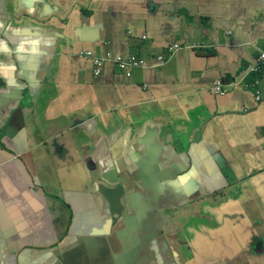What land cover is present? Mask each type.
<instances>
[{"label": "crops", "instance_id": "1", "mask_svg": "<svg viewBox=\"0 0 264 264\" xmlns=\"http://www.w3.org/2000/svg\"><path fill=\"white\" fill-rule=\"evenodd\" d=\"M261 49L264 0H0L4 264H47L61 242L68 264H108L110 248L134 264H264V68L247 71ZM92 55L108 59L97 76ZM128 56L164 64L117 71ZM115 169L146 186L125 222L92 189ZM162 199L155 257L136 209Z\"/></svg>", "mask_w": 264, "mask_h": 264}, {"label": "water", "instance_id": "2", "mask_svg": "<svg viewBox=\"0 0 264 264\" xmlns=\"http://www.w3.org/2000/svg\"><path fill=\"white\" fill-rule=\"evenodd\" d=\"M21 16H17L16 19L12 21L17 22L20 21ZM19 71H25L24 66L19 62L17 64V73ZM14 105V104H13ZM16 107V106H14ZM19 108L15 109L12 115H10L9 124H13L14 120H17ZM174 150V149H173ZM117 175L119 176L115 179L114 176L107 173L106 177H99L97 182L93 186L94 195L96 198H99L104 205V207L110 208L111 213L118 214V220L121 222H125L127 219H133L134 207L132 205V197L141 196L143 190L146 192V186L142 180V178L137 174L136 171L130 174V178L127 182H124V178H120V170L115 169ZM176 175L175 178H177ZM174 178V179H175ZM123 179V180H122ZM171 179V178H170ZM173 179V178H172ZM173 179V180H174ZM145 182L150 183L152 178L144 179ZM133 189V193H128L129 190ZM184 198H180L177 202L173 203L170 206V212L176 211L182 205L181 203L184 201ZM65 202H68L66 198H64ZM69 203V202H68ZM167 206L155 204L153 201L146 200L143 203L138 204V208L136 209V218H139L141 214L146 212V217L148 218L147 225L150 226L148 230V236L146 240V247H148V252H151L158 256V254H163V249L166 248L165 236L162 228V218L159 216V212L165 210ZM108 215L109 213L106 212ZM114 223L113 225H115ZM3 231L0 230V264H4L6 262V256L2 253L6 252L5 244L3 242V237L1 235ZM134 239H138L134 234ZM115 248L104 249L101 251L104 257H106V262L108 264H134V262L130 261V252L127 248H124L125 251V261H120L118 253H115ZM63 252L62 242L59 245H55L51 248H48V252L46 253V257H48L47 264H68L66 261L62 259L61 253ZM83 255L84 248H82ZM28 252H25V254ZM137 259V256H136ZM141 264H150L151 259L149 256L143 255L142 257L137 259ZM27 258L24 256V253L21 252L19 254L16 264H26ZM10 264H13L10 261Z\"/></svg>", "mask_w": 264, "mask_h": 264}, {"label": "built area", "instance_id": "3", "mask_svg": "<svg viewBox=\"0 0 264 264\" xmlns=\"http://www.w3.org/2000/svg\"><path fill=\"white\" fill-rule=\"evenodd\" d=\"M172 48L173 47H170V46L167 47V51L170 52V50ZM86 54L89 55V53H86ZM106 59H107V57H106ZM120 59H121L120 57H118L116 59V62H119L117 64L118 68H122V64L124 66L128 65V67H136L138 64L141 65V62L138 63V61L134 57H127L126 59L124 58L122 60H120ZM101 60H103V59H98L92 55V64H93V69H94L93 73L95 76L100 74ZM157 60L161 62L163 60V57L159 56V57H157ZM263 67H264V50H262L258 53L257 57L255 58V62L249 68V71H251L253 73H257V72L261 71ZM256 83H257V79H254L252 85L255 86ZM211 87H212L213 91L216 93L222 94L224 92V83L221 80V78L214 79L212 81Z\"/></svg>", "mask_w": 264, "mask_h": 264}, {"label": "clouds", "instance_id": "4", "mask_svg": "<svg viewBox=\"0 0 264 264\" xmlns=\"http://www.w3.org/2000/svg\"><path fill=\"white\" fill-rule=\"evenodd\" d=\"M176 46H177V45H172V46H170V47H176ZM167 47H169V46H167ZM167 47L165 48V49H166V52H167V53H170L172 49L170 50V52H168V51H167ZM262 50H264V49L259 50L258 53H259L260 51H262ZM258 53H257V55H258ZM86 55H87V54H86ZM257 55H256V57H257ZM128 57H129V56H128ZM131 57H134V56H131ZM157 57H159V56H157ZM157 57H154V58H152L151 60H146V61H142V60H140V61H139V62H141V65H140V66L159 67V66L163 65V64H164L163 60L160 62V61L157 60ZM256 57H255V58H256ZM126 58H127V57H126ZM126 58H125V59H126ZM134 58L138 61V59H137L136 57H134ZM90 59H91V61H92V56H90ZM100 59H103V60H101V69L103 70V65H102V64H103L104 61H106V60H108V59H106V58H104V57H102V58H100ZM139 62H138V63H139ZM254 62H255V59H254ZM254 62H253V64H254ZM253 64H252V65H253ZM252 65H250V67H251ZM92 66H93V64H92ZM136 67H137V66H136ZM136 67H128V68L135 69ZM250 67H249V68H250ZM249 68H248L247 71H249ZM263 68H264V67H263ZM92 69H93V67H92ZM249 72H251V71H249ZM259 72H260V71H259ZM259 72H257V73H259ZM251 73H253V72H251ZM257 73H253V74H257ZM215 79H216V78H215ZM254 79H257V78L254 77L253 80H254ZM221 80H222V78H221ZM253 80H252V82L250 83L251 86H253V85H252ZM257 83H258V79H257ZM257 83H256V84H257ZM211 85H212V83H211ZM244 86H245V84H244ZM255 86H256V85H255ZM255 86H254V87H255ZM211 88H212V87H211ZM212 90H213V89H212ZM224 91H225V90H224ZM214 93L220 95L219 93H216V92H214ZM223 93H224V92H223ZM223 93H222V94H223ZM17 108H19V107H18V106H16V107H12L10 113L12 114V113L14 112V110L17 109ZM19 109L22 110V108H19ZM253 264H255V263H253ZM256 264H258V263H256Z\"/></svg>", "mask_w": 264, "mask_h": 264}, {"label": "rangeland", "instance_id": "5", "mask_svg": "<svg viewBox=\"0 0 264 264\" xmlns=\"http://www.w3.org/2000/svg\"><path fill=\"white\" fill-rule=\"evenodd\" d=\"M22 3H25V4L29 5V2L25 1V2H21V3L19 4V6H20ZM19 11H21V9H19ZM15 14H17V13H15ZM18 16H20V15H18ZM116 70L121 72V70H120L119 68H116ZM101 71H102V69H101Z\"/></svg>", "mask_w": 264, "mask_h": 264}, {"label": "flooded vegetation", "instance_id": "6", "mask_svg": "<svg viewBox=\"0 0 264 264\" xmlns=\"http://www.w3.org/2000/svg\"><path fill=\"white\" fill-rule=\"evenodd\" d=\"M165 200H166V199H162V200H160V201H159L160 204H158V205H161V206H162V205L165 203ZM165 214H167L166 211H165ZM57 222L59 223V220H58ZM57 240H58V239H57Z\"/></svg>", "mask_w": 264, "mask_h": 264}]
</instances>
